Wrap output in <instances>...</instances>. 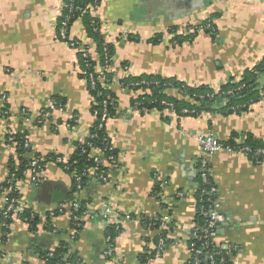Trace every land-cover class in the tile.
I'll use <instances>...</instances> for the list:
<instances>
[{
    "label": "crops",
    "instance_id": "obj_1",
    "mask_svg": "<svg viewBox=\"0 0 264 264\" xmlns=\"http://www.w3.org/2000/svg\"><path fill=\"white\" fill-rule=\"evenodd\" d=\"M62 5L63 0H0V110L6 109L0 118V209L13 187L24 209L39 220L30 228L12 219L0 232V264H45L44 255L60 243L80 264H189L201 152L196 138L213 134L223 144L264 141V98L239 115L224 113L225 107L212 101L199 116L178 119L165 111L131 110V100L140 93L123 89L120 82L139 76L172 79L216 92L227 80L240 79L264 58V0L101 2L93 14L101 35L113 45L108 89L117 105L105 131L117 155L107 165L108 182L88 172L80 188L56 164L46 166L38 186L28 175L15 180L9 169L10 162L16 163L15 143L8 140L13 135L26 133L33 154L69 161L96 120L95 98L81 78L76 51L56 33ZM210 19L215 34L202 31L178 46L170 42L169 31L181 35L185 25ZM158 35L162 41L153 44ZM68 37L89 46L94 56L80 20ZM258 83L264 85V75ZM164 94L189 102L175 90ZM53 99L63 105L44 117L41 111ZM257 160L238 152L209 159L224 218L217 242L237 247L232 264H264V160ZM75 203L85 214L76 235ZM106 206L115 213L109 222L101 216ZM163 219L166 243L155 257L159 228L144 222ZM111 231L117 233L112 240ZM108 249L111 259L105 256Z\"/></svg>",
    "mask_w": 264,
    "mask_h": 264
},
{
    "label": "trees",
    "instance_id": "obj_2",
    "mask_svg": "<svg viewBox=\"0 0 264 264\" xmlns=\"http://www.w3.org/2000/svg\"><path fill=\"white\" fill-rule=\"evenodd\" d=\"M102 0H63V5L61 8V17L57 22L56 33L58 34L61 24L66 22V30H67V39L65 40L67 44L71 39L68 37V32L71 25L76 21L80 20L84 26V30L87 35V39L91 41L94 56L89 52L91 49L89 46L83 44V48L86 51L81 52L79 50L76 51L77 57V65L82 72L81 78L86 82L90 93L95 98V123L93 127L88 132L90 135H93L94 138L86 139L84 142L76 143L75 152L72 158L68 161V165L70 171H66L68 175H71L73 169L81 176L80 181L81 185L86 182V177L88 173H83L86 169L93 166L92 160L89 158L90 149L87 147V144H90L98 149H101L105 152V156H112L115 160L116 158V150L110 149V140L105 131V125L101 126V117L105 115L108 119L113 118L115 116L116 109V98L111 94L108 87L110 86L113 73L108 71V67L112 65V56H113V45L111 43H107L103 36L100 33V21L97 16H95L91 7L97 9ZM67 19V20H66ZM206 22L201 23L200 25H205ZM198 28V27H197ZM177 31L171 30L169 34H173V38H171V43L174 45H181L185 42H190L194 36H183L175 35ZM132 39V37L130 38ZM80 45L82 43L77 40H72ZM153 44L160 43L162 41L161 35L156 36L152 40ZM85 54V57L84 55ZM95 57L96 59H94ZM96 67H98L102 73L96 74ZM264 75V58L261 62L254 67L252 70L246 72L240 79H229L227 82L221 86L218 91H212L205 88L199 89H190L186 85L177 82L175 80H163L160 78L149 79L142 76L139 77H129L128 79L122 80L120 82L123 89L131 91L133 93H140L137 97H135L130 102V108L132 110H137L142 113H147L152 110H156L159 112H164L168 106L172 105L173 111L177 115L178 119L185 116H194L197 117L201 114L203 106L209 102H212L214 99H211L210 96H214L215 98L220 96L222 97V93H226L228 91H233L232 96L224 97L226 100V106L222 110L227 114H241L246 112L250 106L259 102L264 98V85H259L258 81ZM93 80L94 86L91 85L90 80ZM102 79V83L99 81ZM241 88V89H239ZM165 90H175L179 93L183 94L189 99V102L186 101H177L174 98H171L164 94ZM148 91V93H146ZM145 92V93H144ZM191 101V102H190ZM51 102L54 103V107L50 109H43L42 115L49 114L52 110L59 109L62 107L63 102L58 99H53ZM164 103V104H163ZM185 110L188 113L183 114L182 111ZM6 109L0 110V118L4 115L1 114ZM13 141L16 147V163L10 162V174H12L15 180L21 179L24 177V173L28 169V164L30 162L29 156L41 157L39 155L33 154L30 142L26 133L17 134L12 136ZM28 143L27 147L25 146ZM225 145H229L236 149L241 147H248L250 152L247 154L251 159L255 161L256 156L253 154V151L256 149H264V141H256L253 139H247L243 144H236L235 142L229 141L224 143ZM59 156H48L45 157L47 161H55V159ZM263 160L262 158L257 161ZM103 168V167H101ZM104 169V168H103ZM106 170V169H105ZM13 179V182L15 181ZM74 181V179H73ZM11 183V182H10ZM17 196V193L14 192L8 197ZM211 198L209 196L204 198L203 203H197L196 208L200 209L201 206L204 208L207 207L208 203H205V200ZM213 199V197L211 198ZM197 200H199L197 196ZM81 209V208H80ZM196 209V210H197ZM82 211V209H81ZM27 219V221H23V219ZM12 219L9 218L5 223H11ZM20 221L26 223L30 228H35L38 224V217L31 213L28 210H24L22 214V218ZM2 222V217L0 214V223ZM195 223L198 226H203L205 223V218L200 215L199 210L195 213ZM47 223V222H46ZM151 225V227L157 228L160 226L158 222H144V225ZM72 228L76 231H79L80 228H76L72 224ZM7 229H2L3 232H6ZM116 232H118L116 230ZM199 232V231H198ZM110 238H114L117 233L112 232ZM200 235L201 233H197ZM159 238H163L166 243V239L164 234L162 233ZM210 242V241H209ZM193 244L196 247L200 246V242L196 239L188 240V246ZM69 247L65 243H60L59 247L53 250L51 253H47L44 255L45 264H78L79 261L75 254H68ZM223 253V252H222ZM235 252L231 254V256H225L222 254L216 259H223L224 264H232L231 257ZM150 257L147 258V260ZM110 259V258H108ZM205 257L201 256V264H207L204 261ZM145 260V258H144ZM145 262V261H143ZM80 264V263H79ZM219 264V263H215Z\"/></svg>",
    "mask_w": 264,
    "mask_h": 264
},
{
    "label": "built area",
    "instance_id": "obj_3",
    "mask_svg": "<svg viewBox=\"0 0 264 264\" xmlns=\"http://www.w3.org/2000/svg\"><path fill=\"white\" fill-rule=\"evenodd\" d=\"M90 8H91L92 13L96 10L95 8L91 6ZM202 31L208 32L212 35L216 33V29L211 19L207 20L205 25H200V24L196 26L185 25L183 31L182 32L179 31V32L183 36H195L201 33ZM176 34L177 33H175V35ZM58 35L63 41L67 39L66 22L61 24ZM121 38L123 39V37ZM68 45L75 51L79 50L81 52L86 53V51L83 48V44L80 45L79 43L70 40ZM87 53H90V51ZM83 55L85 57V54ZM95 73L99 74L102 72L100 69L96 68ZM99 81L101 82L102 79H100ZM90 82H91V85L94 86L95 82L92 79L90 80ZM232 95H233V91H228L226 93H222V97L221 95L218 97L223 98V96L228 97ZM210 98L215 99L214 96H210ZM2 100L5 101V98L3 97ZM166 106H168V108L165 109V112H168L171 116L178 118L175 112L173 111L172 105H166ZM53 107H54V103L50 101L45 107V109H50ZM5 113L6 112L4 111L1 114L5 115ZM182 113L187 114L188 112L183 110ZM41 114H42V111H41ZM47 115L48 114H45L43 116L46 117ZM43 116L40 117L41 119H37V123L42 122ZM28 121H29V117L26 118L25 122L27 123ZM107 121H108V118L105 115H102L101 126L106 125ZM87 138L92 139L94 138V136L87 133L85 140ZM196 139L201 149L198 169H197L198 170L197 192H198V198H199V200H197V203H203L204 198L207 196L211 198L213 197V199L208 198L205 200V203H208L206 208L201 206L200 209L195 210V213L199 210L200 215L205 218V223L203 226H198L197 223H194L193 227L191 228L188 234V240L196 239L197 241L200 242L199 247H196L193 244L189 246L190 253H191L189 264H201V260H200L201 256L205 257L204 261L207 264H215V263L224 264L223 259L220 258L218 259L217 262H216V259L222 254H224L225 256H231V254L233 252H237L238 249L235 246L219 245V243L217 242L218 228L219 226L223 224L224 218L220 214V203L217 199L218 195H217L216 187L214 186V184L211 183V180H210L209 159L213 155L220 153V152H225L228 154L238 152V153L247 155L250 152V149L248 147H241L239 149H236L229 145H225L219 140H217L213 134L200 135ZM8 140L9 142H11L13 139L9 138ZM27 145L28 143L25 146L27 147ZM87 147L90 149L89 158L92 160L93 166L86 169L83 173L93 172L100 182H103V183L108 182L109 175H108L107 165H111V163H113L114 161V158L112 156L106 157L104 151L90 144H87ZM110 149H113V147L111 146ZM253 154L256 157H260L264 160V149H256L253 151ZM49 164H56L60 166L64 171H70L68 161L63 160L61 157H57L55 161H47L44 157L31 156L30 162L28 164V169L24 173V176L28 175L32 185L38 186L41 181V177L45 171V168ZM101 167H103L104 169ZM71 176L74 179L75 186L77 188H80L81 187V181H80L81 176L78 175V173L74 169L71 172ZM14 192L17 193V196H13L11 198L7 197L2 202V207L0 209V214L2 217V222L0 223V232L2 231V229H7V230L9 229L10 224L5 223V221H7L9 218L20 220L22 218L23 211L25 210L23 207V203L19 201L17 189L11 187L8 194L11 195ZM72 211H73V218H72L73 223L72 224L76 228H81L83 224V218L85 215L84 212H81L80 205L77 203L72 205ZM114 214L115 213L113 212V209L111 208V206H106L101 216H102L103 221L109 222L111 220V217L114 216ZM23 221H27V219L24 218ZM165 221L166 219H163L160 226L158 227L159 236L162 234V229L166 223ZM73 232H74V235H76L77 233L76 230L75 231L73 230ZM197 233H201V234L198 235ZM164 247H165V242L163 238H159L157 240V246L155 248V257H159L161 255V253L164 250ZM105 256L110 259L112 258V252L110 249H108L105 252Z\"/></svg>",
    "mask_w": 264,
    "mask_h": 264
},
{
    "label": "water",
    "instance_id": "obj_4",
    "mask_svg": "<svg viewBox=\"0 0 264 264\" xmlns=\"http://www.w3.org/2000/svg\"><path fill=\"white\" fill-rule=\"evenodd\" d=\"M213 101L216 104V107H219L220 106L222 108V107H225L226 106L225 105V102L226 101H224L223 98H221V97H217Z\"/></svg>",
    "mask_w": 264,
    "mask_h": 264
}]
</instances>
